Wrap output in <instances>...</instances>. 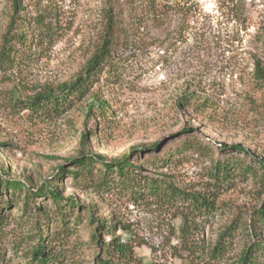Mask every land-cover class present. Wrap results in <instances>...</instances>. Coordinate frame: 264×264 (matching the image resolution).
<instances>
[{
  "label": "rangeland",
  "instance_id": "374dc122",
  "mask_svg": "<svg viewBox=\"0 0 264 264\" xmlns=\"http://www.w3.org/2000/svg\"><path fill=\"white\" fill-rule=\"evenodd\" d=\"M23 4V17L15 26L30 37L29 49H18L24 54H17L14 64L0 56L1 178L21 181L31 193L58 185L64 197L73 196L81 205L64 206L65 224L57 214L50 223L52 233L64 234L57 239L65 251L60 264H95L98 248L92 230L99 231L97 220L111 215L128 226L117 235L136 240V254L144 263L187 264L182 205L179 209L178 204L121 187L98 192L77 184L70 172L77 170L74 162L82 150L108 159L133 152L131 161L141 167L138 177H163L183 190L204 192L219 160L259 166L264 160V80L255 75L257 62L264 68V0ZM11 14V0H0V52ZM108 16L115 25L111 64L80 104L59 117L42 119L13 103L75 78L101 42ZM235 169L233 185L218 195L220 207L196 220L200 228L191 241L203 249L198 264H237L254 240L247 227L264 205V184ZM24 191L21 197L12 191L0 195V205L13 199L5 211L10 217L0 250L6 261L0 258V264L25 263L27 243L22 241L14 252L13 241L26 236L34 222L31 204L52 207L48 197L30 193L23 212ZM234 219L244 227L235 230L223 257L212 259L211 250ZM260 234L264 240V229ZM101 239L110 241L112 235L104 233Z\"/></svg>",
  "mask_w": 264,
  "mask_h": 264
},
{
  "label": "trees",
  "instance_id": "16d2710c",
  "mask_svg": "<svg viewBox=\"0 0 264 264\" xmlns=\"http://www.w3.org/2000/svg\"><path fill=\"white\" fill-rule=\"evenodd\" d=\"M11 4V21L8 30L3 35L0 56L2 61H13L12 64H14L16 55L19 54L21 56L24 54V52L20 53L18 49L23 51L29 49L27 45L30 44L31 39L24 30L16 31L18 28L15 25H19L18 19L23 17L21 14L24 9L23 0H11ZM113 22L114 20L108 16L107 26L101 42L87 60L83 70L75 78L57 86H45L33 96L21 101L14 100L13 103L23 110H28L31 115L42 119H53L74 109L89 95L94 86L100 82L101 74L111 64L115 36V25ZM20 45L21 47H17ZM255 77L256 79L264 80V68L260 62H257ZM96 98L102 102L100 98ZM154 147L156 148V145ZM237 147L244 149L241 146ZM132 156L133 152H130L119 158L108 159L101 154L92 156L82 150L74 162V165L78 166L77 170H73L70 173L73 174V179L77 184L83 183L98 192H103L113 187H121L131 191L132 194L141 193V195H144V193H148L167 204H178L177 208L179 209V205H182L183 207L179 212L182 216L181 239L182 247L189 255L187 264H198L197 259L201 255L200 252H203L202 246L198 242L191 241L192 233L200 228V224L196 220L216 211L220 207L222 202L219 203L218 195L224 189L233 185L234 174H237L236 171H238L235 167H239L240 173L245 176L251 173L254 177L261 178V182L264 184V160L262 159L259 160V166L249 165L240 161L231 162L227 159L224 161L219 160L214 164L210 172L211 186L209 190L192 192L175 186L170 180L163 177H138L136 169L141 167L133 164L131 161ZM97 162L100 163L98 167L96 166ZM22 190L27 193L23 199V212H26L27 207H29L28 200L31 193L29 186L15 179L6 178L3 180L0 173V195H2V192L11 193L12 191L14 196L18 195V197H21L23 194ZM35 193H38L39 197H48L52 201V207L44 204L38 205L35 202L31 204L36 209L34 222L27 230L26 236L19 240L15 238V240L17 239L13 241L15 250L12 249L14 252L18 251V245L25 241L27 247L23 252L25 257L24 264H60L65 256V251L58 244L57 239L59 240L58 236L63 234V232L58 233V235L52 233L50 223L55 214H57L58 219L65 224L67 218L64 206L67 205L68 208L72 209L74 206L80 208L81 205L77 204L73 196L64 197L58 185H55L54 188L40 187L37 192L31 194ZM12 201L13 199L11 200V198L4 202L2 200L0 205V247L5 239L7 233L5 225L10 217V211L7 213L5 211L9 210ZM63 201H65V204ZM88 215L90 220L94 221L93 214L89 212ZM112 217L111 215L109 219L97 220L99 231L92 230V238L98 248L94 257L95 264H146L136 254L135 247L138 245L135 242L136 240L117 235L118 231L127 230L128 226L119 224ZM41 222H44V226H41ZM236 223H238L237 219H234L220 234L218 242L209 254L212 259L223 257L228 251V246L230 241H232L235 230L239 227H244L236 225ZM66 229L67 226L64 227V231ZM247 229V233H250V229H252L254 240H251L242 251L237 264H264V240L260 234L261 230L264 229V205L258 210L256 221ZM104 233L112 235V239L110 241L101 239V235ZM27 240L31 241L28 242ZM2 253L0 250V258L2 261H6ZM198 253L199 255H197Z\"/></svg>",
  "mask_w": 264,
  "mask_h": 264
}]
</instances>
